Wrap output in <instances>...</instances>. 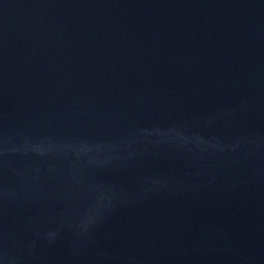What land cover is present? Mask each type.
Wrapping results in <instances>:
<instances>
[{
  "label": "water",
  "instance_id": "obj_1",
  "mask_svg": "<svg viewBox=\"0 0 264 264\" xmlns=\"http://www.w3.org/2000/svg\"><path fill=\"white\" fill-rule=\"evenodd\" d=\"M0 264H264V0H0Z\"/></svg>",
  "mask_w": 264,
  "mask_h": 264
}]
</instances>
